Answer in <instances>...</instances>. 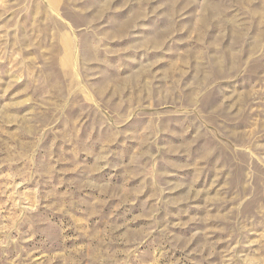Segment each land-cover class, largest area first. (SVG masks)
<instances>
[{
  "label": "rangeland",
  "instance_id": "1",
  "mask_svg": "<svg viewBox=\"0 0 264 264\" xmlns=\"http://www.w3.org/2000/svg\"><path fill=\"white\" fill-rule=\"evenodd\" d=\"M0 264H264V0H0Z\"/></svg>",
  "mask_w": 264,
  "mask_h": 264
}]
</instances>
